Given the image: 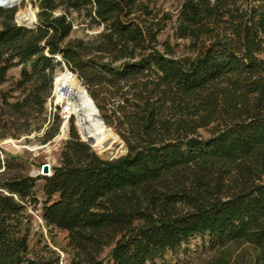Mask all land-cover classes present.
<instances>
[{
	"label": "trees",
	"instance_id": "obj_1",
	"mask_svg": "<svg viewBox=\"0 0 264 264\" xmlns=\"http://www.w3.org/2000/svg\"><path fill=\"white\" fill-rule=\"evenodd\" d=\"M141 1L31 0L32 29L15 23V7H0V85L19 67L13 89L23 92L13 102L0 93V140L18 125L42 132V144L58 134L45 104L64 64L108 140L127 150L102 159L71 125L48 176L8 175L12 158L0 159V264L61 262L48 246L28 245L38 179L40 219L68 233L69 264H157L195 236L212 248L247 244L253 264H264V0H183L181 57L154 47L158 22ZM73 13L102 28L96 42L67 41Z\"/></svg>",
	"mask_w": 264,
	"mask_h": 264
},
{
	"label": "rangeland",
	"instance_id": "obj_2",
	"mask_svg": "<svg viewBox=\"0 0 264 264\" xmlns=\"http://www.w3.org/2000/svg\"><path fill=\"white\" fill-rule=\"evenodd\" d=\"M182 2L183 0L141 1V4L146 6V8L152 12V16H154L155 20L158 22V26L155 28L156 38L154 47L159 52L164 53L167 46H169V48H173L175 57H181L188 54L186 43L174 39V33L179 23V9ZM14 7L16 8L15 15L18 13H24L27 14L31 20L34 19L33 22L36 21L35 14L37 9L33 6L31 0H22ZM71 18L73 22L72 31L67 38V41H81L85 44H93L96 42V36L101 32V27L92 29L88 28L83 16L78 13H73ZM15 23L17 24L16 20ZM260 57L264 60V53L260 55ZM66 71L69 73L71 72L64 64L57 66L54 70L53 81H55L56 84L61 81H67L71 85L73 92L70 102L76 108L74 109L76 114L68 115L67 113H62L64 104L57 101L54 93V85L52 83L50 96L46 101L45 109L50 121L53 120L55 115L58 116L60 121L58 134L49 142L42 144V132L36 133L33 131L30 135H26L21 132L23 130V125H18L17 129L14 131H6L7 136L0 140V159L12 158L10 159L11 167L7 171L8 175L22 173L32 177L39 175L45 176L41 172L42 165L48 164L51 168L53 165L59 163L60 150L65 141L69 139L71 125L75 127L76 132L81 139L79 130L85 127L84 122H89L80 114V111L88 113V108L91 106L83 93V88L85 87L82 84V81L78 78L77 74L71 72L72 75H75L76 81L79 85L74 84L68 78L62 76ZM19 77L20 68H11L6 74V82L0 85V93H7L10 102H13L16 98L22 97L23 95L21 89H13L15 82ZM91 115H94V113ZM31 120L37 122L39 120V115L36 112H33ZM64 122L67 125V129L65 128L67 136L65 135V132L64 136H62L64 128H62V124ZM77 124L80 125L79 130ZM109 128L114 132L111 127ZM12 133L18 134V136L16 138L10 136L9 134ZM117 144H121L118 148V155H123V149L125 146L120 138H118V141L112 145L111 149ZM111 149H108V151ZM108 151H103L102 153L97 152V155L102 159H106L107 155L105 153ZM262 180L264 181V176ZM43 183L44 181L42 179L36 181L34 194L37 204L29 206L27 210V213L32 216L28 245L29 248L34 251H38L41 247L46 245L60 255V264H69V254L62 252V250L67 249L68 233L58 229L48 231L40 219L41 203L44 200L42 192ZM220 257L223 258L224 264H253L255 260V252L247 244H227L220 249L218 247L212 248L208 243L207 237L195 236L188 240L187 243L182 244L175 253H167L164 256L163 262L157 261V264H216V259Z\"/></svg>",
	"mask_w": 264,
	"mask_h": 264
},
{
	"label": "water",
	"instance_id": "obj_3",
	"mask_svg": "<svg viewBox=\"0 0 264 264\" xmlns=\"http://www.w3.org/2000/svg\"><path fill=\"white\" fill-rule=\"evenodd\" d=\"M22 1V0H21ZM16 5V1H11V0H3L0 1V7L3 9H10L13 8ZM15 20L17 21V25L21 26V27H25L28 29H32L35 26V21L34 22H29L27 20H24L23 23H20L18 20V14L15 15ZM71 73V72H70ZM75 76V75H74ZM53 85L55 87V81H53ZM59 88V86H58ZM57 88V89H58ZM55 93V90H54ZM83 93L84 95L87 97V99L89 100V102L91 103V105L94 108L95 114L101 119V115L96 107V105L94 104L93 100L91 99V97L88 95V92L85 88H83ZM71 97L67 96L66 97V102L70 101ZM80 135H81V139L83 142H85L94 152H99L100 150H104V151H108L109 149V142H100L98 144V142L100 141V136L98 134H95L93 131H91V129H88L87 127H83L80 131ZM117 136V135H116ZM117 138H119L117 136ZM121 144H117L113 149L109 150L107 153H105L106 156V160H114L119 158L120 156L125 155L126 153V148L123 149L124 154L123 155H118L119 151L118 148ZM41 172L45 175L48 176L51 173V168L50 165L48 164H43L41 167Z\"/></svg>",
	"mask_w": 264,
	"mask_h": 264
},
{
	"label": "bare ground",
	"instance_id": "obj_4",
	"mask_svg": "<svg viewBox=\"0 0 264 264\" xmlns=\"http://www.w3.org/2000/svg\"><path fill=\"white\" fill-rule=\"evenodd\" d=\"M0 1H3V0H0ZM12 1V0H11ZM13 1H16V4L21 2V0H13ZM16 6V5H15ZM18 20L20 23H23L24 20H27L29 22H33V20L30 19V17L27 15V14H24V13H18ZM59 86V88H58ZM58 88V89H57ZM54 90H55V96H56V99L59 103H62L64 104V107H66V110H67V114L68 115H75L76 113L74 112V109H76L74 107V105L70 102V101H67L66 102V97L67 96H70L72 97V92H73V89L71 87V85L67 82V81H61L59 83L56 84L55 82V87H54ZM91 104V103H90ZM92 106V105H91ZM90 115L92 113L95 114V111H94V108L93 106L88 108V111H87ZM93 116V120L92 122H84V125L88 128V129H91V131H93L95 134H98L100 136V141L98 142V144L100 142H109V149L112 148V140H108V137L106 135V132H105V127H104V123H103V120H101L96 114L95 115H92ZM79 121V120H78ZM77 121V123H78ZM78 126V125H77ZM64 127V128H63ZM62 128H63V135L64 136V132L66 131L67 129V125L66 123L64 122L62 124ZM66 128V129H65ZM111 132L112 130L109 129ZM81 131V130H80ZM101 133V134H99ZM65 135H66V132H65ZM67 136V135H66ZM104 151V150H103Z\"/></svg>",
	"mask_w": 264,
	"mask_h": 264
},
{
	"label": "built area",
	"instance_id": "obj_5",
	"mask_svg": "<svg viewBox=\"0 0 264 264\" xmlns=\"http://www.w3.org/2000/svg\"><path fill=\"white\" fill-rule=\"evenodd\" d=\"M66 112H67L66 107H64V108L62 109V113H66Z\"/></svg>",
	"mask_w": 264,
	"mask_h": 264
}]
</instances>
